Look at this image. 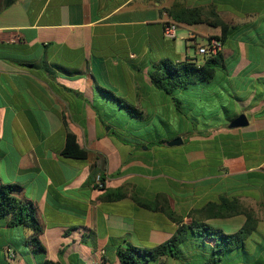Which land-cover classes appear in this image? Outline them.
<instances>
[{"label":"crops","instance_id":"obj_1","mask_svg":"<svg viewBox=\"0 0 264 264\" xmlns=\"http://www.w3.org/2000/svg\"><path fill=\"white\" fill-rule=\"evenodd\" d=\"M187 9L201 10L204 20L177 25L187 29L181 38H187L192 48L205 44H198L200 37L222 35V28L211 22L228 26L222 52L225 68L218 74L226 81L228 97L237 98L252 120L246 128L218 125L210 137L198 136L193 128L176 133L182 140L191 133L189 141L195 139L199 146L184 154L183 172H195L196 164L206 160L201 148L210 140L220 139L236 149L227 154L235 161L230 166L237 168L235 172L223 167L224 175L196 178L186 187L157 165V148L168 146V140L134 143L117 137L127 123H111L106 117L101 94L108 95L100 88L134 103L140 111L136 118L144 119L156 109L171 112V98L155 89L150 72L165 60L204 63L191 59L189 50L180 52L177 33L175 39L163 34L165 25L176 23ZM191 33L196 39L190 38ZM185 109H176L183 127ZM68 133L75 134L88 151L87 160L62 156ZM251 143H264V0H17L0 11V181L23 188L19 196L35 206L43 227L39 240L45 248V253H36L26 244L32 230L1 220L0 264H118L117 251L125 244L152 249L179 227L164 213L139 206L137 199L166 205L187 224L191 212H203L222 198L238 200L258 218L244 248L225 255L234 264H264V243L248 245L255 233L264 234L261 206L251 204L264 206V159L260 165L238 170V160L245 158L240 147ZM219 148L225 149L223 144ZM101 174L106 176L103 189L96 180ZM254 177L262 183L248 187ZM159 181L193 195L173 199L155 188ZM119 189L125 197L107 199L108 192ZM201 214L204 224L225 234L238 232L247 220L245 215ZM140 227L144 234L138 241L132 235ZM212 247L211 240L191 235L179 246L178 255L199 264L212 256ZM164 258L173 257L161 258V264Z\"/></svg>","mask_w":264,"mask_h":264},{"label":"trees","instance_id":"obj_2","mask_svg":"<svg viewBox=\"0 0 264 264\" xmlns=\"http://www.w3.org/2000/svg\"><path fill=\"white\" fill-rule=\"evenodd\" d=\"M17 0H3L0 5V11L8 8L16 3ZM203 14L201 10L187 9L183 15L178 18L176 24L185 23L193 26L204 23ZM174 23V22H173ZM210 25L222 28L221 36H214L211 38L219 39L224 45L226 40V31L228 26L222 21H213ZM225 62L222 52L213 58H205L202 65H198L194 61H180L173 62L170 60L162 61L153 66L150 72V80L155 89L161 91L163 94L169 96L173 101L176 109H183L186 101L177 97V94L182 91H188L194 87L208 85L218 74L219 71L224 70ZM100 90L111 97L121 109L128 113H136L140 115V111L133 105L119 99L112 92L100 88ZM192 110L194 106H189ZM137 117V116H136ZM233 117L230 120H232ZM225 124H222L224 126ZM180 135L178 134L177 137ZM161 143L165 140L161 139ZM62 156L66 159L85 161L88 159V151L81 148L77 142V137L73 133H68L66 138V146L62 152ZM102 188L104 187L106 176L100 175ZM98 187V186H97ZM23 188L15 184H6L0 181V221L9 219L10 226H22L34 232V235L26 241V244L31 246L33 250L38 253H45V248L39 240V236L43 233L37 215L36 208L33 204L20 198L19 194ZM125 197L122 189L110 191L107 194V199L117 200ZM139 206L164 213L170 220L179 225L176 233L166 242L152 248L142 249L130 243L125 244L117 251L118 264H151L157 262L163 257L178 258L179 246L189 240L191 235L201 237L205 240H211L213 247L211 255L214 262L218 263L220 258L216 257L220 254H230L236 250L244 248L246 241L255 231L258 226V218L251 208L245 207L236 199L222 198L218 205H209L205 211L191 212L189 217L191 222L183 224V218L175 214L172 209L166 205L160 206L158 202H146L137 199ZM208 212L206 218H230L237 215H245L247 220L243 227L234 234H225L223 231L212 228L204 224L199 218L201 213ZM198 217H194V215ZM203 218V217H202ZM205 250V249H203ZM45 264H60L52 261H46Z\"/></svg>","mask_w":264,"mask_h":264},{"label":"rangeland","instance_id":"obj_3","mask_svg":"<svg viewBox=\"0 0 264 264\" xmlns=\"http://www.w3.org/2000/svg\"><path fill=\"white\" fill-rule=\"evenodd\" d=\"M195 30L198 32L201 31L202 33L204 29L198 28ZM185 32H187V29L185 27L180 26L177 29L176 42L179 44L180 52L186 53V51L189 50L190 56L192 57L191 59H197L198 62H202L204 60V56L198 54L197 48H192V46L188 45V41L186 40L187 38H181V35H183ZM205 42V38L203 39L200 37L198 39V44L200 45L204 44ZM225 83V79H223L221 73H219L208 85L202 86L200 88L194 87L193 89H190L188 91H182L177 95L179 99L186 101L184 104V108H186L185 110H187L185 115L186 117H183V121L186 124L185 127H183V122L176 112V107L173 101H171L170 103L171 112L166 113V111H169V109H156L154 110L155 112H150L144 119L136 118L137 114L134 112L128 113L124 109L121 110L117 103L103 94H101V98L104 99L106 103H104V105H102V103L100 104L102 105L101 107H104V109L106 110V117L109 118L111 123H119L120 121H124L127 123L125 124L126 128L123 131L124 133L118 132L117 137L127 139L130 142L140 143L141 139H145L147 141L153 140L155 142H158L161 139L170 141L177 138L176 133L179 130L186 129L185 131L188 132L190 128L194 129L195 134L201 133V137H210L213 136V132L216 131L218 125H228L230 122L229 119L236 115L238 116L246 111L243 109L242 103H240L237 98L228 97V94L226 93V87L224 86L226 85ZM102 89L107 90V88ZM130 104L135 105L134 103ZM157 105L159 106L160 103ZM189 106H194V108L191 110ZM246 114L251 121L252 115L249 112H247ZM107 129L108 127L106 128V130ZM187 132L186 134H184V142L182 145L173 147L162 146L161 148H157L158 154L160 155L159 163L157 165L159 166L162 173L176 181H184L187 187L188 183L195 180L196 178H206L215 174L224 175V172L221 171V168L223 167H228L227 170H229V173L235 172L237 168H230L231 164H233V162L235 161H230L227 154L230 150L234 151L236 149L227 148V146L220 139H213L203 144L201 150L203 153H205L206 160L202 163L196 164L197 167H199L196 168L195 172H183L181 167L184 164V154L189 149H196L199 147L197 146L195 139L194 141H189V139H192L193 136L190 138L189 134L191 133ZM197 135L200 136L199 134ZM197 135L195 137H197ZM114 139V141L116 142L117 138L115 136ZM136 139L138 140L135 141ZM222 144L223 148L225 149L219 148V146H221ZM240 149L243 151V156L245 158L238 160L239 171L247 169L249 168V166L260 165L263 162L264 158L262 157V154H264V143H251L250 145H244L243 147H240ZM241 178H244L245 180L247 177L243 176ZM233 182H230L229 184L233 185ZM246 182L247 180H245V183ZM261 183L262 182L260 180V177H254L248 187H254L260 185ZM6 184L10 183L6 182ZM154 184L156 189L161 192L168 193L173 199L177 198V196L188 197L190 195H193L190 192L182 193L177 189L176 186L169 183L168 185H162L159 181L155 182ZM244 187H246L247 189V186ZM251 204H256L257 207L261 206V213H259V215L260 219H264L263 204H259L255 201H251ZM157 217L159 216L157 215ZM155 225L158 227L162 225L161 216L157 219V221H155ZM140 234H144V230H142V227L137 230V233H133L132 238L138 240ZM263 236V233H255L252 236V239H250L249 244L248 242L247 244L249 245V247H252L254 245L253 243H264ZM182 245L183 243L180 244V246ZM178 257L179 258L177 260L168 258V261H165L167 258H164L163 264H197L193 262L190 263L187 259L180 257V255H178ZM216 257L220 258L221 261L215 263L213 256H207L203 257L202 263L199 264H234L230 262V259H228L226 255L220 254ZM247 259L252 258L247 256ZM151 264H161V261L152 262ZM236 264L252 263L238 262Z\"/></svg>","mask_w":264,"mask_h":264},{"label":"built area","instance_id":"obj_4","mask_svg":"<svg viewBox=\"0 0 264 264\" xmlns=\"http://www.w3.org/2000/svg\"><path fill=\"white\" fill-rule=\"evenodd\" d=\"M178 26L176 23L170 22L167 23L164 27L163 34L164 37L167 39H175L176 33H177ZM191 39H196L195 34H190ZM198 54L203 55L204 58H213L218 56L221 52H223V44L222 42L217 38H209L206 40L205 44L202 46H199ZM97 183L99 187H102L100 175L97 177Z\"/></svg>","mask_w":264,"mask_h":264},{"label":"water","instance_id":"obj_5","mask_svg":"<svg viewBox=\"0 0 264 264\" xmlns=\"http://www.w3.org/2000/svg\"><path fill=\"white\" fill-rule=\"evenodd\" d=\"M248 126H249V119L246 114L242 113L229 122L228 128L238 129V128H246ZM182 144H183V140L181 138H176L167 142V145L170 147L178 146Z\"/></svg>","mask_w":264,"mask_h":264}]
</instances>
